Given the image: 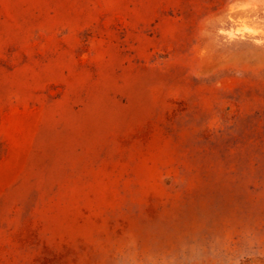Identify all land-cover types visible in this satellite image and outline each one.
<instances>
[{
    "label": "rangeland",
    "instance_id": "374dc122",
    "mask_svg": "<svg viewBox=\"0 0 264 264\" xmlns=\"http://www.w3.org/2000/svg\"><path fill=\"white\" fill-rule=\"evenodd\" d=\"M0 264H264V0H0Z\"/></svg>",
    "mask_w": 264,
    "mask_h": 264
}]
</instances>
